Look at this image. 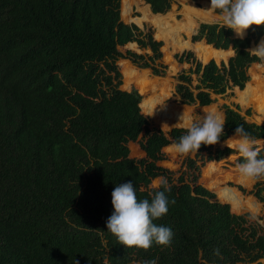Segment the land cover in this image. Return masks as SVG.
<instances>
[{"label":"trees","instance_id":"trees-1","mask_svg":"<svg viewBox=\"0 0 264 264\" xmlns=\"http://www.w3.org/2000/svg\"><path fill=\"white\" fill-rule=\"evenodd\" d=\"M145 3L157 27L158 14L169 11L172 0ZM120 8L121 0H0V264H262L264 177L253 179L249 191L262 204L260 224L232 212L214 187L218 161L235 156L237 172L244 162L236 148L220 144L237 125L254 140L264 139V123L224 105L220 141L175 164L168 149L186 128L164 131L153 123L141 110V95L120 89L117 65L125 57L161 75L167 67L163 42L151 27L124 23ZM262 38L264 25L252 26L241 39L222 22L200 23L191 39L205 41L193 44L201 56L233 55L206 63L192 50L177 55L189 65L177 77L179 102L207 106L214 95L243 89L249 67L261 61L247 50ZM127 44L145 52L122 53L119 47ZM248 91L247 85L241 93ZM257 148L264 158V145ZM161 177L175 203L153 222L172 230L171 244L153 242L148 250L120 245L106 228L112 191L131 181L137 199L151 201L163 191L157 187ZM232 178L247 180L239 172ZM226 188L219 193L228 201Z\"/></svg>","mask_w":264,"mask_h":264},{"label":"rangeland","instance_id":"rangeland-1","mask_svg":"<svg viewBox=\"0 0 264 264\" xmlns=\"http://www.w3.org/2000/svg\"><path fill=\"white\" fill-rule=\"evenodd\" d=\"M145 5V0L132 1V4L130 0H121L120 18L124 23H134L140 28L144 26L152 28L154 37L163 42L162 50L165 57L163 60L167 66L166 70L163 74L156 75L152 73L151 69L140 67L130 62L125 57L119 58L117 65L121 72L122 82L120 89H134L141 95V102L143 104L142 106L140 105L141 110L145 115L150 117L153 123H156L164 131H168L175 126L184 127L182 123L177 124L180 122L179 117L183 113L185 116L190 115L194 122L199 123L202 120L204 112L209 109H216L224 116V105L237 106L240 113L249 121L258 124L264 123V60L254 63L249 67L250 79L243 89L235 87L228 89L224 94L214 95L213 101L207 106H200L197 104L184 105L179 102V97L175 92V86L178 82L177 77L178 74L183 69H187L189 65L186 63H179L176 58L177 55H180L183 51L192 50L196 58L201 60L202 63H206L210 59H214L217 62H227L228 58L233 55V53L227 52L224 57L216 58L213 52L210 56L203 57L198 53L197 45H192L196 43H198V45L205 43L204 40L193 42L191 39L196 33L200 23L222 22L219 19V14L207 10L210 8L209 0H172L169 11L158 16L159 24L157 27L150 21L152 19L149 13L150 10L148 11L149 7L147 9ZM123 11L126 12V14H124ZM137 17H139L141 23L135 21ZM161 32L164 33L166 38L161 37ZM234 35H236L235 32ZM176 41L185 47L179 48ZM261 41H264V39L262 38L251 49L257 46ZM188 42L190 45L186 46ZM127 49H132L141 53L145 52L144 50H139L136 44H127L119 47L122 53H125ZM131 70H133L134 73L129 76L127 72ZM247 85L249 88L248 93L246 95L242 94L241 90H244ZM147 101L152 103L151 109L149 110H147L148 108L146 107ZM247 110L249 111L248 114L246 113ZM238 139V137L230 136L220 145L236 148L235 145ZM255 141H257L256 147L264 145V139H257ZM168 152L174 156L175 164L177 165L181 164L184 157L187 156L177 154L171 148L168 149ZM234 158L235 156L224 158L215 164L216 168H219L220 171L218 175H215L219 185L214 187V191L219 200L230 204L232 212L236 214H245L248 221L260 224V217L263 213L262 204L249 193L254 181L253 179H247L245 180L246 182H241L232 178L238 175V172L234 171L235 167L232 166ZM172 168H177V166L174 165ZM226 175H231L232 177L226 178ZM201 181L207 184L208 178L203 176ZM237 185H241L245 189V192L240 191ZM224 186L230 187L223 190V195L229 202L222 199L219 193ZM231 187L235 190L231 189ZM260 261L264 264V258Z\"/></svg>","mask_w":264,"mask_h":264},{"label":"clouds","instance_id":"clouds-1","mask_svg":"<svg viewBox=\"0 0 264 264\" xmlns=\"http://www.w3.org/2000/svg\"><path fill=\"white\" fill-rule=\"evenodd\" d=\"M207 10L218 13L223 27L233 30L241 39L252 26L264 25V0H210V8ZM247 51L264 60V41ZM179 121L177 124H183L186 134L181 136L177 143L172 144L171 149L180 155L198 152L201 145H216L224 135L225 119L216 109L205 111L199 123L184 113L179 117ZM234 136L239 138L235 146L244 161L237 165L241 177H264V158H258L260 149L256 147L257 141L245 131L243 125L235 127ZM160 186L163 191H157L151 201L138 200L131 181L118 184L114 188L111 193L114 210L106 221V228L117 238L120 245L148 250L153 242L162 246L171 244L172 230L153 222L168 213L169 203H175V200L169 201L166 195L170 192L166 178H159L157 187ZM214 255H219L218 249ZM75 264L79 262L75 260ZM143 264H157V259L144 261Z\"/></svg>","mask_w":264,"mask_h":264},{"label":"crops","instance_id":"crops-1","mask_svg":"<svg viewBox=\"0 0 264 264\" xmlns=\"http://www.w3.org/2000/svg\"><path fill=\"white\" fill-rule=\"evenodd\" d=\"M149 8H150V7H149ZM151 13H152V11H151ZM245 35H246V33H245ZM245 35H244V36H245ZM235 36H236V35H235ZM259 41H260V40H259ZM259 41H258V42H259ZM258 42H257V43H258ZM252 45H253V44H252Z\"/></svg>","mask_w":264,"mask_h":264},{"label":"bare ground","instance_id":"bare-ground-1","mask_svg":"<svg viewBox=\"0 0 264 264\" xmlns=\"http://www.w3.org/2000/svg\"><path fill=\"white\" fill-rule=\"evenodd\" d=\"M147 5V4H146ZM148 6V5H147ZM158 15H162V14H158ZM193 45V44H192Z\"/></svg>","mask_w":264,"mask_h":264},{"label":"water","instance_id":"water-1","mask_svg":"<svg viewBox=\"0 0 264 264\" xmlns=\"http://www.w3.org/2000/svg\"><path fill=\"white\" fill-rule=\"evenodd\" d=\"M232 50V49H231ZM233 51V50H232Z\"/></svg>","mask_w":264,"mask_h":264}]
</instances>
